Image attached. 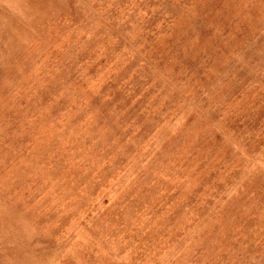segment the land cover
<instances>
[{
    "label": "rangeland",
    "instance_id": "374dc122",
    "mask_svg": "<svg viewBox=\"0 0 264 264\" xmlns=\"http://www.w3.org/2000/svg\"><path fill=\"white\" fill-rule=\"evenodd\" d=\"M0 264H264V0H0Z\"/></svg>",
    "mask_w": 264,
    "mask_h": 264
}]
</instances>
